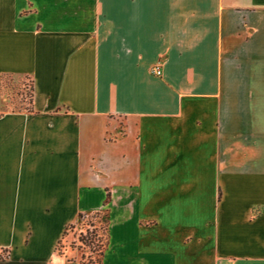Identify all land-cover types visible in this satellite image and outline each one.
<instances>
[{
    "label": "crops",
    "instance_id": "crops-1",
    "mask_svg": "<svg viewBox=\"0 0 264 264\" xmlns=\"http://www.w3.org/2000/svg\"><path fill=\"white\" fill-rule=\"evenodd\" d=\"M102 210L101 264H264V0H0V264Z\"/></svg>",
    "mask_w": 264,
    "mask_h": 264
},
{
    "label": "rangeland",
    "instance_id": "rangeland-1",
    "mask_svg": "<svg viewBox=\"0 0 264 264\" xmlns=\"http://www.w3.org/2000/svg\"><path fill=\"white\" fill-rule=\"evenodd\" d=\"M30 86L31 83L29 79H6L3 84V108L11 111H15V109L24 111V109L27 107ZM248 128L254 134V132L259 131L260 126L256 124H250ZM100 212L102 214V217L100 220L95 222V225H105L104 216L106 215V212L104 210ZM74 224V229L68 231L67 236L63 240L64 253L72 254L73 258H75V260H78L79 262H81L82 257L85 263L89 261L96 262L98 260V247L96 243H94V245L84 246L80 245V243L77 242L78 234H84V232L89 229L87 222L77 219ZM111 228H117V221L115 217H113L110 221V230ZM72 244H75L76 247L80 246V249L76 250L75 248H72Z\"/></svg>",
    "mask_w": 264,
    "mask_h": 264
},
{
    "label": "trees",
    "instance_id": "trees-1",
    "mask_svg": "<svg viewBox=\"0 0 264 264\" xmlns=\"http://www.w3.org/2000/svg\"><path fill=\"white\" fill-rule=\"evenodd\" d=\"M8 79V77H3L2 78V88H3V84L5 82V80ZM31 83V81H30ZM3 92V89H2ZM32 97H33V88L32 86H30L29 88V98H28V102H27V107L24 109L25 112H32ZM13 112H20V110H12ZM102 217L101 212H96L93 213L91 215H84V214H78L77 215V219L80 221H86L88 228L84 234L79 233L77 236V242L80 243V245H94V243H96L97 247H98V260L96 262H84L83 257L81 258V264H101V260L104 254V251L107 247V240H108V220L106 215L104 216L105 218V225L101 224V225H95L96 221L100 220ZM74 225L75 224H70L69 226H67L65 228V231L63 232V235L61 237V239L58 241L57 245H56V252L59 255H64V251H63V240L64 238L67 236L68 231L73 230L74 229ZM72 248H75L76 250L80 249V246L76 247L75 244H72L71 246Z\"/></svg>",
    "mask_w": 264,
    "mask_h": 264
},
{
    "label": "built area",
    "instance_id": "built-area-1",
    "mask_svg": "<svg viewBox=\"0 0 264 264\" xmlns=\"http://www.w3.org/2000/svg\"><path fill=\"white\" fill-rule=\"evenodd\" d=\"M153 72H154V74H155L156 76H159V75L161 74V72H160V70H159L158 67H156V68L153 70Z\"/></svg>",
    "mask_w": 264,
    "mask_h": 264
}]
</instances>
